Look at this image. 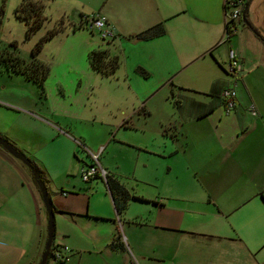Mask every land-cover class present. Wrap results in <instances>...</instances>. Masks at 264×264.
<instances>
[{
    "label": "crops",
    "instance_id": "obj_1",
    "mask_svg": "<svg viewBox=\"0 0 264 264\" xmlns=\"http://www.w3.org/2000/svg\"><path fill=\"white\" fill-rule=\"evenodd\" d=\"M9 1L17 7L22 0ZM36 1L44 3V14L50 23L64 19L63 29L68 26L64 35L61 30L48 40L60 42L50 59H39L49 66L44 82V87L48 82L52 85L49 104L39 112L24 107L26 111L16 112L21 116L10 121L14 132L8 131L4 123L8 119L0 113V123H4L0 124V135L21 152L31 144L29 136L33 137L34 145L37 139L47 136L62 137L71 144L75 139L60 125V115L75 118L78 114L68 110L65 103L82 106L87 101L93 105L92 97L97 101L93 93L97 84L105 85L112 104L117 106L112 113L124 116L123 122L136 115H152L157 109L147 104L156 93H164L156 104L173 100L183 115L180 146L201 187V192L193 195L146 199L149 202L132 199L149 205L148 213L142 218L137 213L127 218L131 204L121 216L114 208L117 222L110 210L106 214L85 210L83 196H69L63 190V198L52 193L54 215L60 213L75 227L72 231L61 229L63 241L53 242L68 248L62 263L135 264L127 249L141 250L137 234L147 238L145 247L157 244L159 240L152 236L156 230L166 233L161 243L163 252L155 256L141 252L138 258L144 264H264V94L255 97L245 75L226 71L229 49L236 51L242 70L246 56L239 46L233 45L237 32L229 41L221 42L225 30L223 1ZM252 3V0L246 3V16ZM78 6L84 13L75 22L71 17ZM94 13L107 17L115 28L114 38L101 41L98 32L86 26L84 18ZM158 23L165 26L163 35L150 40L134 37ZM259 35H256L259 41L264 43ZM93 50H107L121 59L113 77H104L92 67L88 54ZM256 53L264 62V48ZM138 67L148 75L139 74ZM236 78L244 79L250 101L237 89ZM232 81L237 89V105L226 114L221 91ZM139 104L141 107L136 109ZM210 106L212 111L206 113ZM4 108L0 105V109ZM173 136L179 140L177 135ZM84 140L80 139L87 146ZM99 164L102 166L100 159ZM46 222L39 190L28 170L0 147V264H37L43 252L41 239ZM117 224L124 231V240L122 237L115 241L121 235L116 232ZM176 241L193 251L171 252L170 244ZM199 247H207L208 252H200Z\"/></svg>",
    "mask_w": 264,
    "mask_h": 264
},
{
    "label": "rangeland",
    "instance_id": "obj_2",
    "mask_svg": "<svg viewBox=\"0 0 264 264\" xmlns=\"http://www.w3.org/2000/svg\"><path fill=\"white\" fill-rule=\"evenodd\" d=\"M252 2L247 16L251 25H246L241 20V16V19L236 22L238 24L237 35L232 40L233 45L239 46L245 53L246 63L243 64L244 68L240 73L246 76V82L252 87L249 90L256 97L261 93L264 94V62L260 61L258 53H256L257 50L264 48V43H261L260 38L256 36L258 33L264 38V0H252ZM15 8L14 2L5 1L4 12L0 16V50L7 49L21 60L29 61L32 47L46 29L53 25V22L46 23L36 33L26 38L23 22L15 16ZM80 13L84 12L78 6L71 20L76 22L80 18ZM67 27L63 29V35L66 31L68 32ZM100 40L102 41L101 38ZM12 42H15L16 46H13ZM57 47H60L58 39L47 40L43 44L38 58L43 61L49 60L51 52ZM236 79L234 81H237V89H241L240 91L245 98L250 101L249 90L244 87V79ZM234 81H232L233 84H235ZM50 87H52L50 82L45 84L46 93L44 95L35 83L28 81L24 76L0 71V105L5 107L0 109V113L8 119L7 122H4L9 127L8 131L14 132L10 121L21 116L16 112L25 109L36 112L46 110L45 108L49 104ZM93 93L97 97L96 102L92 97L93 105L87 101H84L82 106L70 105V101L65 103L68 110L78 114L75 118L66 117L63 113L60 115V121H62L60 125L75 139L72 140L71 144L62 137L52 139L47 136L46 132L44 137H47L41 138L42 136H39L41 139H37L35 145L33 137L29 136L28 141L31 144L22 150V153L41 169V177L44 176L46 179L44 181L42 177L43 181L46 182L50 196L54 193L63 198L65 195L62 194V190L67 191L69 196H83L86 201L85 210L90 209L92 213L100 214H106L110 210L112 217L116 218L117 222L112 200L105 183L101 180L85 183L81 178L82 161L89 162L90 159L87 151L77 144L80 139H85L84 141L92 153L99 154L103 168L117 176L132 195L143 196L145 199L154 201L155 198L177 196L183 193L193 195L201 192L199 181L189 168L180 146L181 138L179 135L184 117L173 105V100H171L172 103L162 101V103L156 104V101L164 95V93H156L147 107L157 109V111L147 117L136 115L131 120L123 122L124 116H116L117 112L112 113L117 106L112 104L111 94L105 85L97 84ZM7 106L14 107V109H6ZM60 106L64 108L63 104ZM139 107L141 104L137 105L136 109ZM96 112L97 115L93 116ZM100 116H104L102 120H100ZM4 123L0 124L4 126ZM65 123L67 124L65 125ZM173 135H177L179 140L176 141ZM0 137L6 140L4 136L0 135ZM12 143L10 144L13 145ZM14 160L29 172V169L23 167L19 160ZM129 204L131 206L128 208L127 218H130L129 215L134 213H137V216L141 214L138 217L142 218L148 213L149 205L132 200L129 201ZM88 214L93 216L91 213ZM117 226L116 232L121 234L120 238L123 237L124 240V231L119 224ZM68 228L70 231L75 229L65 216L55 213L54 232L57 234L53 242H62L60 230L65 229L67 231ZM147 228L148 232L149 227ZM164 234L166 233L152 231L153 238L159 241L157 244L152 243L147 247L144 245L145 242L148 243L145 235L137 234L141 250L131 251L127 249L132 261L135 264H144L138 258L141 252L153 256L160 255L164 248V245L161 244ZM45 235L46 226L44 225L41 248H44ZM70 238L73 239L74 237ZM170 246L171 252L187 253L193 251V248H189L178 241L173 242ZM199 249L200 252H208L207 247H199ZM47 264L58 263L50 256Z\"/></svg>",
    "mask_w": 264,
    "mask_h": 264
},
{
    "label": "trees",
    "instance_id": "obj_3",
    "mask_svg": "<svg viewBox=\"0 0 264 264\" xmlns=\"http://www.w3.org/2000/svg\"><path fill=\"white\" fill-rule=\"evenodd\" d=\"M5 1L6 0H1L0 2V16L4 12ZM44 8H45L44 3L40 1H36V0H22L20 4L15 8L16 18H18L24 23L26 38L36 33L37 30L40 29L46 23L48 22L50 23L51 20L44 14ZM243 14L247 18L246 10H244ZM63 23L64 21L62 19L53 22L52 27L49 28L41 37H39V39L37 40V42L34 44V46L31 49V59L29 61L21 60L18 56L14 55L11 51L7 49L0 50V71H5L9 74L23 75L27 80L35 83L39 87L41 93L44 94L45 92L44 82L49 74V66L46 63L39 60L38 54L40 53L43 47V44L47 40L52 38L57 32L63 30V26H64ZM227 31L229 34L228 39L230 40V38L236 33V31H230V29L228 30V28H227ZM164 33H165L164 24L158 23L135 34L134 37L139 40H150V39L159 37L163 35ZM11 44L13 46H16L15 42H12ZM88 59L92 67L97 71V73H100V75L104 77H113L122 64L121 59L118 56L110 55V53L107 50H93L88 54ZM136 70L143 77H146L148 75L147 72L141 67H138ZM212 107L213 106H210L209 109L206 111V113H210L213 109ZM77 144L83 147V149L87 151V154L90 159L89 162L83 161L82 169L95 165L94 164L95 162L91 157L92 152L87 148V146H85L84 143L81 141L77 142ZM30 161L32 165L34 166V168L41 175V170L36 166V164L32 160ZM98 163H99V154H98ZM104 170L106 171L105 178L102 177L100 174H96L93 178H91L88 181H84L83 179L82 180L85 183H91L92 181H95L97 179L103 181L106 185L108 193L110 194L113 206L118 216H121L124 214L129 204V201L132 199L143 201V202H149V200H146L142 197L132 195V193L127 189V187H125L124 183L117 176L109 173L106 169ZM30 175H31V172H30ZM31 178H32V175H31ZM33 182L35 183L34 180ZM153 203H156V202H153ZM117 240H120L119 235L115 237V241ZM56 245L57 244H54L52 242L51 250ZM51 250H50L48 258L51 256ZM47 262H48V259L45 264H47ZM57 263L61 264L62 262H57ZM31 264H36V263H31Z\"/></svg>",
    "mask_w": 264,
    "mask_h": 264
},
{
    "label": "built area",
    "instance_id": "obj_4",
    "mask_svg": "<svg viewBox=\"0 0 264 264\" xmlns=\"http://www.w3.org/2000/svg\"><path fill=\"white\" fill-rule=\"evenodd\" d=\"M248 0H223L224 18H225V30L221 42L229 41L228 30L237 31V21L241 18L243 10L246 6ZM88 28L96 30L101 39L107 40L114 38L116 35L114 26L110 23L106 16L99 13L91 14L84 18ZM227 27V28H226ZM227 72L231 75H237L242 71V65L238 59L237 53L233 49L228 50V60H227ZM221 99L223 103L224 112L226 114L232 112L237 105V93L235 89V84H230L226 86L221 91ZM253 111V106L250 107ZM92 159L94 164L91 167H86L81 170V176L84 181H88L93 178L96 174H100L105 178L106 171L98 163V154L92 153ZM66 194V193H64ZM68 248L66 246L56 245L51 250V257L56 262H64L66 259V253Z\"/></svg>",
    "mask_w": 264,
    "mask_h": 264
},
{
    "label": "water",
    "instance_id": "obj_5",
    "mask_svg": "<svg viewBox=\"0 0 264 264\" xmlns=\"http://www.w3.org/2000/svg\"><path fill=\"white\" fill-rule=\"evenodd\" d=\"M242 21L246 25H249L248 21L243 16V14H242ZM0 147L3 150H5L8 154H10L14 159L19 160L23 165H25L29 169L32 178L35 181V184L39 190L41 200L46 212L47 222H46V240H45L43 252L37 264H45L48 259L54 238V209L47 186L43 181L39 172L32 165L30 159H28L21 151H19L17 148H15L13 145H11L8 141L3 139L2 137H0Z\"/></svg>",
    "mask_w": 264,
    "mask_h": 264
}]
</instances>
